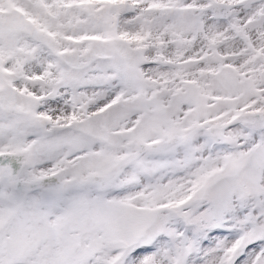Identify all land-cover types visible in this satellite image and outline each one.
I'll list each match as a JSON object with an SVG mask.
<instances>
[{"label": "snow or ice", "instance_id": "6c2138e0", "mask_svg": "<svg viewBox=\"0 0 264 264\" xmlns=\"http://www.w3.org/2000/svg\"><path fill=\"white\" fill-rule=\"evenodd\" d=\"M0 264H264V0H0Z\"/></svg>", "mask_w": 264, "mask_h": 264}]
</instances>
